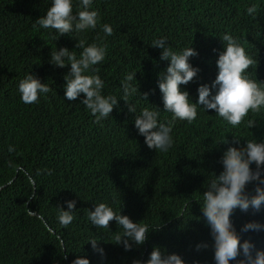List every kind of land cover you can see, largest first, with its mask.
Here are the masks:
<instances>
[{
    "label": "trees",
    "instance_id": "obj_1",
    "mask_svg": "<svg viewBox=\"0 0 264 264\" xmlns=\"http://www.w3.org/2000/svg\"><path fill=\"white\" fill-rule=\"evenodd\" d=\"M252 5L257 7L255 16L247 12ZM51 6L52 0H0V264H72L77 258L90 264H146L153 247L191 264L205 250L214 252L201 211L212 174L223 171L221 158L209 152L207 143L214 124L206 121L200 128L175 120L174 143L160 152L147 147L134 121L145 107L160 112L159 123L173 121L158 87L169 61L160 59L162 49L152 47L155 40L165 39L177 52L191 47L197 53L188 61L193 68H209L214 62L213 73L204 78L213 82L218 58L211 53L212 44L224 45L225 34L241 44L264 33V0H93L91 10L100 13L97 27L64 35L33 26ZM80 10L79 0H73V14ZM103 24L113 27L112 36H105ZM81 40L85 46L107 45L104 61L93 66L99 72L90 74L100 76L102 94L116 96L117 105L100 122L81 103L83 94L74 101L65 98L70 65L50 63L54 49L67 48L79 58L82 48L76 44ZM256 62L253 69L264 68V56ZM132 72L130 83L137 92L125 100L122 82ZM253 73L264 76V70ZM27 74L52 89L41 94L38 103L21 101L18 86ZM193 80L187 84L190 91L195 90ZM129 105L135 106V113L128 111ZM254 128L256 133L264 131V120ZM183 131L192 138L185 162ZM218 134L222 143L226 137ZM256 186L248 184L246 193L255 195ZM69 201L76 202L75 219L64 227L59 209L67 211ZM99 203L134 223L147 224L146 242L125 251L116 244L115 235L123 229L115 220L108 229L94 226L88 211ZM230 219L233 226L264 224V205L258 213L237 208ZM253 233L254 241L240 235L241 241L264 250V231ZM93 239L103 255L93 250ZM198 244L208 247L197 251Z\"/></svg>",
    "mask_w": 264,
    "mask_h": 264
},
{
    "label": "clouds",
    "instance_id": "obj_2",
    "mask_svg": "<svg viewBox=\"0 0 264 264\" xmlns=\"http://www.w3.org/2000/svg\"><path fill=\"white\" fill-rule=\"evenodd\" d=\"M93 0H79L82 9L73 14V0H52V6L46 15L34 22V27L55 30L59 35L75 32H85L95 29L100 22V13L92 9ZM248 14L255 16L256 5L247 9ZM105 36H112L114 29L110 24H103ZM195 36V35H194ZM58 39V38H57ZM224 45L212 44L211 53L218 58V74L215 80H204L211 75L215 68L214 62L210 67H192L189 58L197 55L187 47L180 52L174 51L165 39L153 42L152 47L162 49L160 59L169 61L166 74H160L158 87L162 93L164 110L172 113L173 121L167 125L158 122L160 112L155 108L145 107L140 115L135 116V127L144 136L149 149L167 152L173 145L172 123L182 120L183 124L199 126L211 121L214 127L209 129V152H217L221 158L218 166L223 171L210 180L207 190L202 194L203 207L201 211L210 228L214 241V252L205 250L198 258L192 259L191 264H264V250H258L249 240L241 241V236L254 241V233L264 231V224L258 222H241L233 226L230 219L235 209L247 213L251 208L254 213L261 211L264 205V142L261 136L264 131L255 132V124L264 120V76L255 75L253 69L258 58L264 56V33L256 37H248L241 44L230 34L222 38ZM195 42V41H194ZM258 43L262 44L259 45ZM82 48L79 58L75 51L67 48L52 50L50 63L59 68L70 65L69 73L64 77L66 84L64 95L69 101L76 100L81 94L85 97L81 103L86 106L96 122L106 119L117 105V97L103 95L104 81L98 74L99 69L93 66L104 61L107 45L96 43L85 46L83 40L76 44ZM135 72L128 73L122 82L125 100L137 92L131 81ZM194 79V80H193ZM203 79V82H200ZM193 80L190 91L187 84ZM182 85V90H180ZM198 85V86H196ZM18 91L21 101L25 104L38 103L41 94H47L52 89L38 78L27 74L19 82ZM147 93L143 95L146 100ZM128 111L136 112L134 105L128 106ZM252 116V117H249ZM222 132L226 139L219 142ZM189 136L187 139L186 137ZM186 139V140H185ZM189 131H183V162L187 152L192 147ZM14 148L9 147V152ZM255 164V170L250 165ZM217 168L215 167L214 170ZM255 183V195H249L245 189L248 184ZM75 201L66 202L67 211L59 209V223L67 227L75 219ZM88 219L99 228H107L113 220L121 226L122 233L115 235L117 245H123L125 251H130L133 245H143L148 239L150 228L147 224L132 222L129 217L120 215L106 203L95 205L93 211H88ZM63 242L61 241V244ZM91 243L94 251L103 255V249L97 248V240ZM207 244H198L197 251L207 248ZM72 264H90L88 259L77 258ZM133 264H141L134 260ZM146 264H184L177 254L165 255L160 248L153 247Z\"/></svg>",
    "mask_w": 264,
    "mask_h": 264
}]
</instances>
